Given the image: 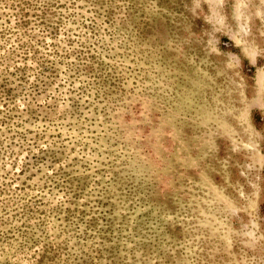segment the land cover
Wrapping results in <instances>:
<instances>
[{
  "label": "rangeland",
  "instance_id": "1",
  "mask_svg": "<svg viewBox=\"0 0 264 264\" xmlns=\"http://www.w3.org/2000/svg\"><path fill=\"white\" fill-rule=\"evenodd\" d=\"M0 264H264V0H0Z\"/></svg>",
  "mask_w": 264,
  "mask_h": 264
}]
</instances>
